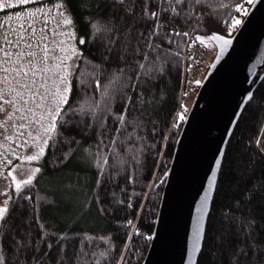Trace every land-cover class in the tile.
Returning a JSON list of instances; mask_svg holds the SVG:
<instances>
[{
    "label": "snow or ice",
    "instance_id": "obj_1",
    "mask_svg": "<svg viewBox=\"0 0 264 264\" xmlns=\"http://www.w3.org/2000/svg\"><path fill=\"white\" fill-rule=\"evenodd\" d=\"M252 2L234 0L231 5L218 7H232L247 15L245 3ZM205 3L206 0H98L96 6L103 11L87 25L99 38V42L93 41L97 53L86 60L91 71L81 72L78 80L84 90L94 85L93 92L100 91L101 98L95 100L86 96L74 104L70 103L73 65L84 58L80 45L87 43L85 36L77 34L74 0H0V11L12 9L16 18L15 24L11 23L13 17L7 15L5 19L10 23L0 22V164L3 165L0 196L4 197L0 202V264H81L84 261L88 254L75 250L74 238L45 227L39 215L41 202L49 203L47 196L37 194L33 198L32 195L34 181L42 171L40 162L51 149L55 156L52 163L56 165L81 156L88 167L95 166L98 173L104 174L109 161L102 150L107 139L104 130L108 126L101 119L105 114L114 122L112 128L122 137V142H128L135 134V139L143 143L145 137L139 135L138 130L149 122L156 131L152 120L157 110L153 81L159 78L157 73L164 72L171 59L172 49L167 45L179 47L184 40L174 38H190V33L203 23ZM17 8L20 10L16 11ZM229 20L225 26L231 33L241 20L232 16ZM181 26L188 30H181ZM208 38L223 41L221 47L231 42L217 33ZM203 39L196 33L195 41ZM97 60L99 63H95ZM106 74L109 78L102 82ZM193 82L200 84L199 80ZM113 104H117L115 109ZM186 112L187 108L181 103L175 113L170 114L169 128H178L187 119ZM89 114L91 118L85 119ZM169 138L164 136L165 141ZM116 141L117 136L113 135L109 143ZM260 150L264 152V147ZM139 152L140 149H136V153ZM14 160L20 162L19 166ZM133 160L139 175L137 156L134 155ZM216 163L223 167V158ZM168 175L165 171L158 179L148 180V191L133 192L124 199L120 194L126 193V188L115 185L119 191L106 194L103 202L96 197L101 204L99 213L106 216L124 211L125 204L133 208L134 196L143 195L147 199ZM254 175V171L249 174L243 187L240 181H235L233 200L224 206L227 210L221 213V224L211 237L216 259L208 264H264V238L256 235L257 216L254 211L243 212V208L257 199L264 200V178L251 183ZM124 179L134 184L137 178L128 175ZM96 182L99 183V179ZM214 182L219 189L220 180L213 168L207 177V187L211 189ZM146 199L138 201L140 209L136 218L117 221L128 230L124 250H134L130 242L135 236L153 239L151 231L142 233L136 223ZM207 200L205 191L199 201L201 214ZM237 212L241 213L239 218ZM194 219L193 248L203 253L202 215ZM259 219L264 220V216ZM99 239L107 244L99 253L101 258L111 257L109 264H128L125 251L119 250L109 237ZM211 254L210 250L208 255Z\"/></svg>",
    "mask_w": 264,
    "mask_h": 264
},
{
    "label": "trees",
    "instance_id": "obj_2",
    "mask_svg": "<svg viewBox=\"0 0 264 264\" xmlns=\"http://www.w3.org/2000/svg\"><path fill=\"white\" fill-rule=\"evenodd\" d=\"M97 2L98 0H74L77 9L74 17L77 34L85 36L87 41L85 45H80L84 49L85 56L77 62L73 71V93L70 103L74 104L83 101L86 96L95 100L101 98L100 91L93 92L94 85L84 90L78 80L81 72L91 71L86 60L91 59L97 53L93 41L99 42V38L87 27L90 20H95L103 11L102 8H97ZM233 2L234 0H206L203 8L206 16L203 23L190 35L199 33L207 36L209 32H216L224 36H231L238 27L229 33L225 22H230V16L237 17L242 21L245 15L232 7L220 8L218 5H231ZM235 2H239V0H235ZM249 6L245 3L247 10ZM181 30L188 29L181 26ZM174 39L176 41L183 39L184 42L180 43L179 47L176 44L167 45L172 49L171 59L166 63L164 72L157 73L159 78L153 81L152 91L157 96V110L152 120L155 122L156 131H153L152 122L138 130L139 135L145 137L143 143L135 139V134L128 142H122V137L112 128L114 122L108 119L105 114L101 119L108 127L104 130L107 139L102 150L108 155L109 161L104 174L98 173L95 166L88 167L81 156L56 165L52 163L55 156L51 149L42 160V171L34 181L32 195L33 198L37 194L47 196L49 203L41 202L39 215L45 227L52 231H63L69 234L75 240V250H82L88 254L81 264H109L111 257L101 258L99 256V253L107 247L105 241L99 239L101 236L109 237L119 250H124L123 241L128 230L121 227L117 221L122 223L129 217L136 218L137 209H140L138 201L146 199L143 195L134 196L133 208H127L125 204L122 206L124 211L105 216L99 213L101 204L97 202L96 197L99 196L103 202L106 194L119 191L115 187L117 184L126 188V193L120 194L121 199H124L126 195H132L133 192L144 193L148 191V180L158 179L163 176L165 171H168L175 142L182 126L181 124L176 129L169 128L170 114H174L180 106L179 98L183 85V48L188 38L175 37ZM95 63H99V60ZM108 78L109 76L106 74L102 77V82ZM198 86L195 84L193 90H197ZM129 94H132L131 89H129ZM116 107L117 104H113V108ZM84 118L90 119L91 115ZM113 135L117 136V141L115 144H110L109 140ZM166 135L170 136L167 141L164 140ZM258 140L259 144H257ZM261 147H264V80L241 114L226 147L223 167L221 166L218 177L220 180L219 189L216 186L206 224L207 232L205 231L203 241V253H200L197 264H208L210 260L216 259V249L211 247L213 243L211 237L221 224V213L227 210L224 206L233 200L232 193L236 189L235 181H240L241 187H243L244 181L253 171L255 175L252 177L251 183H256L264 178V152L260 150ZM136 149H140L139 154L136 153ZM92 150L95 152L94 141ZM134 155L139 160V175L136 172L137 164L133 160ZM128 175L136 177V183H126L124 178ZM97 179H99V183L96 182ZM163 185L164 182L158 184L156 190L150 192L140 211L139 218L136 220L142 233L147 234L149 231H153ZM252 211L257 216L256 235L264 238V220L259 219L264 216V200L257 199L252 205L243 208L244 214ZM240 215L241 213H236L238 218ZM148 245L149 240H145L143 236H135L130 242V247L134 250H124L125 256L129 258L128 264H141ZM210 250L211 256L208 255ZM93 252L96 253V256H92Z\"/></svg>",
    "mask_w": 264,
    "mask_h": 264
},
{
    "label": "water",
    "instance_id": "obj_3",
    "mask_svg": "<svg viewBox=\"0 0 264 264\" xmlns=\"http://www.w3.org/2000/svg\"><path fill=\"white\" fill-rule=\"evenodd\" d=\"M212 33L209 32L207 37ZM219 34V33H217ZM222 35V34H221ZM230 43L209 39L216 52L192 99L176 139L155 224L141 264H197L193 248L195 217L202 215L203 244L216 183L226 147L245 107L264 80V0H253ZM208 200L200 212L199 201Z\"/></svg>",
    "mask_w": 264,
    "mask_h": 264
},
{
    "label": "built area",
    "instance_id": "obj_4",
    "mask_svg": "<svg viewBox=\"0 0 264 264\" xmlns=\"http://www.w3.org/2000/svg\"><path fill=\"white\" fill-rule=\"evenodd\" d=\"M192 41H195L194 33L187 39L183 48V85L179 98L180 104H184L185 97L189 95L195 85L193 81L198 80L207 65L205 48L199 41H195L191 47H188V44Z\"/></svg>",
    "mask_w": 264,
    "mask_h": 264
},
{
    "label": "rangeland",
    "instance_id": "obj_5",
    "mask_svg": "<svg viewBox=\"0 0 264 264\" xmlns=\"http://www.w3.org/2000/svg\"><path fill=\"white\" fill-rule=\"evenodd\" d=\"M20 8H17L16 11H19ZM10 16V17H13L12 18V21L11 23L15 24L16 23V18L13 16V10L12 9H8L6 11H0V22H2L3 24L7 25L10 23L9 20L5 19V16ZM201 35V34H200ZM204 37L203 41H199L203 47L205 48L206 50V61H207V65H206V68L203 70L202 74L199 76L198 80L201 82L204 74L206 73L207 71V68L210 64V62L212 61L214 55H215V52H216V49H215V46L210 42V40L208 39L207 36H204V35H201ZM77 64V63H76ZM75 65H73V69L75 68ZM197 90H192L188 96L185 97V102H184V106L187 108V112H188V109L191 105V102H192V99L195 95ZM186 112V114H187ZM0 154H2V150H0ZM9 159H11V157H9ZM15 164H17L19 166L20 162L19 161H13ZM40 166L42 168V161L40 162ZM3 169V165L0 164V170ZM39 174H37V177H38ZM13 195H15L13 193ZM4 199V197L0 196V202H2V200Z\"/></svg>",
    "mask_w": 264,
    "mask_h": 264
}]
</instances>
